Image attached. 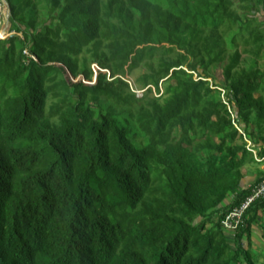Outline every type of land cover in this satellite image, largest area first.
<instances>
[{
  "label": "trees",
  "instance_id": "16d2710c",
  "mask_svg": "<svg viewBox=\"0 0 264 264\" xmlns=\"http://www.w3.org/2000/svg\"><path fill=\"white\" fill-rule=\"evenodd\" d=\"M236 1L5 0L0 264H257L264 200L233 242L220 225L251 152L193 77L263 155L264 67L240 64L264 56V0Z\"/></svg>",
  "mask_w": 264,
  "mask_h": 264
},
{
  "label": "built area",
  "instance_id": "2783aa9c",
  "mask_svg": "<svg viewBox=\"0 0 264 264\" xmlns=\"http://www.w3.org/2000/svg\"><path fill=\"white\" fill-rule=\"evenodd\" d=\"M9 9L5 2V0H0V39H3L7 36L18 35L23 38V34L21 31H16L12 29L11 23L9 21ZM23 54L25 55L24 63L26 64L29 58L36 60V58L31 55L25 46L23 49ZM194 79H205L210 82V86L216 88L221 98L222 102L226 104L228 112L231 117L232 124L237 129L238 133L242 136L243 141L245 142V147L247 150L251 152L253 160L258 164V168L260 170L259 179L251 186L248 194L241 200L240 203L229 208L222 216L220 225L223 230L225 237L233 242L236 236V231L241 222L245 217L246 211L250 208L252 204L255 202H259L264 200V154L261 155L258 153L257 148L254 146L253 142L250 138L245 134L243 128L241 127L240 120L236 117L233 109L230 107L229 98L227 96V91L222 86H213L211 82V78H201L193 72ZM148 87V86H147ZM147 87L141 90H134L136 93H142ZM154 95L158 96L162 93L163 88L161 84H159L160 91L156 93L154 87L151 86Z\"/></svg>",
  "mask_w": 264,
  "mask_h": 264
},
{
  "label": "rangeland",
  "instance_id": "374dc122",
  "mask_svg": "<svg viewBox=\"0 0 264 264\" xmlns=\"http://www.w3.org/2000/svg\"><path fill=\"white\" fill-rule=\"evenodd\" d=\"M237 4V1L234 0ZM252 65H255L259 68H263L264 67V56L262 58H259L257 60H255L254 58L243 54L242 55V60H241V64L240 66H244V67H250ZM92 68L95 71V74L97 73L98 66L96 64H92ZM221 69H222V65H215L212 67V74L214 75L215 79L217 81L222 82V75H221ZM145 71V67L144 65H140L139 67H137L136 69H134L129 75L126 76V80L129 81L131 83V85L134 88H138L137 90H141L140 86L138 85V83L136 82L137 77L142 74ZM79 79V78H77ZM75 79V80H77ZM94 80V79H93ZM92 81H85V83H91ZM212 81V80H211ZM166 83H162L161 87L163 88L165 86ZM238 142L240 143L241 141L238 140ZM256 167H258V164L252 160V161H247L244 166L242 167V171L244 173H253L254 170L256 169ZM231 242V241H230ZM263 247H264V243H263ZM264 248L263 249H257L256 252H254V257L256 259L257 264H264Z\"/></svg>",
  "mask_w": 264,
  "mask_h": 264
},
{
  "label": "crops",
  "instance_id": "0c3cea01",
  "mask_svg": "<svg viewBox=\"0 0 264 264\" xmlns=\"http://www.w3.org/2000/svg\"><path fill=\"white\" fill-rule=\"evenodd\" d=\"M244 183L249 186L253 185L257 179H259L261 173L258 167L254 170L253 173H244ZM259 215H261L260 220L253 222L250 226L248 234L244 236V245L249 247L251 250L256 252L257 249H263V238H262V231H263V217L261 211H259ZM264 254V253H263Z\"/></svg>",
  "mask_w": 264,
  "mask_h": 264
},
{
  "label": "water",
  "instance_id": "95a60500",
  "mask_svg": "<svg viewBox=\"0 0 264 264\" xmlns=\"http://www.w3.org/2000/svg\"><path fill=\"white\" fill-rule=\"evenodd\" d=\"M7 4V3H6ZM8 6V5H7ZM9 9V8H8ZM10 13V12H9ZM95 78H96V74L94 75V80H95Z\"/></svg>",
  "mask_w": 264,
  "mask_h": 264
}]
</instances>
